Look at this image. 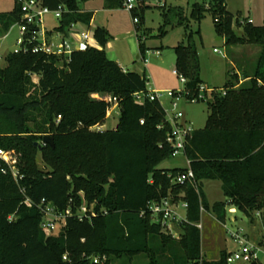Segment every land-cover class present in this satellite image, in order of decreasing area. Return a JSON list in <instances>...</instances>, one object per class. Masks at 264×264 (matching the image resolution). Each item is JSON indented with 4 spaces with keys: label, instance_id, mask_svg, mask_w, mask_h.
Returning <instances> with one entry per match:
<instances>
[{
    "label": "trees",
    "instance_id": "16d2710c",
    "mask_svg": "<svg viewBox=\"0 0 264 264\" xmlns=\"http://www.w3.org/2000/svg\"><path fill=\"white\" fill-rule=\"evenodd\" d=\"M80 1L40 0L50 9H66L54 32L65 33L76 22L89 24L92 13L80 10ZM119 5L122 0H104L106 9ZM147 6L144 2L131 12L137 24ZM204 10L212 11L215 31L226 44H253L261 50L252 72L230 69L221 91L203 100L205 126L194 130L185 148L194 179L183 183L175 179L186 169L158 168L171 157L165 142L171 127L163 107L148 98L142 104L134 101L133 94L146 89V76L107 57L104 27L93 29L99 47L74 50L68 62L41 52L6 55L0 65V149L21 177L15 180L0 168V264H109L111 256L147 254L152 255L149 264H228L226 251L216 260L201 252L196 224L202 209H209L202 182L219 180L228 204L245 214L264 200V25L240 24L223 0H212L209 9L198 5V19ZM20 17L15 2L13 10L0 13V32H8ZM240 25L242 36L233 29ZM139 49L143 55V43ZM173 49L175 70L185 76L186 96L191 97L202 85L196 46L180 43ZM92 93L119 100L114 129H90L102 126L110 110V103L93 99ZM45 135L52 136V146L43 144ZM42 199L60 211L71 208L74 216L62 219L48 234L41 227ZM166 199L187 203L185 221L175 224L180 228L177 237L155 222L148 209ZM83 203L92 204L97 215L79 220ZM226 205H211L221 222Z\"/></svg>",
    "mask_w": 264,
    "mask_h": 264
},
{
    "label": "rangeland",
    "instance_id": "374dc122",
    "mask_svg": "<svg viewBox=\"0 0 264 264\" xmlns=\"http://www.w3.org/2000/svg\"><path fill=\"white\" fill-rule=\"evenodd\" d=\"M223 1L226 9L234 17H248L252 19L254 26L264 25V0ZM211 2L212 0H149L144 12V20L137 24L133 21L131 12L124 9L122 5L114 9H106L104 0H82L78 3L80 10L91 12L93 15L90 27L87 24H77L67 32L65 38L68 41H75L76 36L82 30L91 34L96 26L104 27L108 33L107 41L103 46L107 57L130 71L150 76L153 82L151 87L163 91H180L184 88V84L174 73L176 56L173 47L180 43L193 42L198 53L202 86L211 89L210 93L220 92L228 80L227 72L230 69L252 72L261 47L253 44H226L224 37L217 39L219 35L215 31L212 11L204 10L200 19L196 15L198 5L209 9ZM14 7L15 0H0V13L9 12ZM44 22L46 28L51 30L57 25L58 20L48 14ZM162 26L165 33L161 35ZM233 29L236 35H243L241 25L234 26ZM19 37L18 24H14L6 33L0 32V38H2L1 66L5 65L6 55L18 49L17 39ZM140 43H143V55L140 53ZM58 65L61 67L62 64ZM36 79L37 77H34V80ZM170 100L166 94H163L160 99L163 108L169 112ZM179 107L194 130L205 126L208 116L205 101L190 102L183 97L180 99ZM118 118L119 115L112 109L102 128L114 129ZM38 165L40 168L44 167L39 158ZM188 167V161L183 154L169 157L158 164L159 169L166 170L187 169ZM202 189L209 204V209L204 208L205 210L200 213L201 252L205 258L216 260L220 257L221 251L230 252L238 248L239 244L227 232V230L238 229L257 248L256 262L264 264V247L259 246L264 237V200L260 205L249 210V214L239 210L230 213L228 208L231 205L228 204L221 190L219 180H204ZM217 201L227 204L225 218L222 222L216 219L211 210V205ZM180 204L181 201H178L172 208L183 216L184 211ZM166 231L163 232L167 235ZM172 231L175 237L180 235L179 226L173 225ZM151 256V254L131 258L111 256L108 261L109 264H149ZM236 264L243 263L237 262Z\"/></svg>",
    "mask_w": 264,
    "mask_h": 264
},
{
    "label": "built area",
    "instance_id": "2783aa9c",
    "mask_svg": "<svg viewBox=\"0 0 264 264\" xmlns=\"http://www.w3.org/2000/svg\"><path fill=\"white\" fill-rule=\"evenodd\" d=\"M148 1L149 0H122V7L132 12L134 10H137L139 6L142 5V3ZM15 2L19 6L21 17L20 20L16 23L19 26L20 34V37L17 39V45L19 47L14 52H41L46 55L57 56L62 62H68L70 60V55L74 50L85 49L88 46H92V37L88 31H80L78 34L80 42L74 43L72 41L66 40L65 33L54 32L53 29L48 30L46 28L44 22L45 16L50 14L59 21L62 14L66 11V9L62 5H58L55 9H50L47 6L42 5L40 0H15ZM133 21L137 23L138 17H133ZM238 21L240 24L253 23L252 19L248 17L239 18ZM77 24H80V22L72 24L68 28V31ZM1 42L2 38H0V44ZM214 50L218 51L217 49ZM174 73L179 77L180 81L185 84V76L182 74H178L175 69ZM34 77H37L35 74L32 75V78L34 82H37V79L34 80ZM152 84L153 82L151 81V77L146 75V89L134 93V101L137 104H142L144 100L148 98L151 101H158L162 106L160 99L163 94H166V96L171 99L170 112L167 109L163 108L165 112L166 121L171 127L170 131L166 135L165 142L170 148L171 157L177 156L179 154L185 155L186 145L189 139L191 138L194 129L192 128L190 123L186 121L184 113L179 107L180 99L184 97L190 102H197L199 100L203 101L206 100L207 97L210 95L211 89L205 88L204 86L200 85L196 94H193L191 97H187V91L185 90V88L180 91H163L151 87ZM103 100L110 103V110L108 114H111V110L114 109L115 113L119 115V100L115 96H112L111 94H106ZM140 122L143 123V120H141ZM161 127L162 125H158V128ZM90 129L95 131L103 130L102 126L99 125H94L90 127ZM0 168L2 172H10L15 180H19V178L21 177L19 175V170L16 165L11 162L9 155L2 149H0ZM193 179V171L188 167L185 172L178 174L175 180L177 182L183 183L185 181H190ZM171 201L172 200L166 199L162 202L151 203L148 209L153 215V220L155 222H158L160 226L163 229L168 230V232L170 230L169 233H172L174 235L172 231L173 225L185 221V215L180 216V214L172 208L175 203ZM25 204L31 206V202L28 199L25 200ZM92 206V204L88 206L86 203H83L79 208L77 218L79 220H84L86 218L90 219L96 216L97 213L92 208ZM180 206L183 211H186L187 203L185 201L181 202ZM38 208L40 209L42 214L41 227L48 234H51L55 231L58 223L62 219L74 216L73 212L71 211V208L68 207L64 211H60L56 209L50 202L45 201V199H42L40 201V203L38 204ZM228 212L235 213L232 206L228 208ZM256 214L258 215L259 213L257 212ZM196 226L200 229L201 223H197ZM227 232L233 238V240L239 244L238 248L227 252L226 261L228 264H236L237 262H241L243 264H251L257 261V248L255 247V245L248 241V239L241 233L240 230H227ZM259 246L264 247L263 245ZM63 259H67V255H64ZM104 259V256L101 258L95 257L93 261L95 263H98Z\"/></svg>",
    "mask_w": 264,
    "mask_h": 264
},
{
    "label": "crops",
    "instance_id": "0c3cea01",
    "mask_svg": "<svg viewBox=\"0 0 264 264\" xmlns=\"http://www.w3.org/2000/svg\"><path fill=\"white\" fill-rule=\"evenodd\" d=\"M82 11H84V10H82ZM92 19H93V15H92V18H91L89 24H87L88 27H90V24H91V22H92ZM57 24H58V23H57ZM80 24L86 25V24H84V23H80ZM56 26H57V25H56ZM74 27H75V26H74ZM72 28H73V27H72ZM70 30H71V29H70ZM67 32H68V30L65 32V36H66ZM91 37H92V45H94V46H96V47H99V46L97 45V43H96L94 37H93V32H91ZM219 37H221V36H219ZM217 39H219V38H217ZM220 39H223V37H221ZM76 40H77V41H76ZM76 40H75V41H72V42H74V43H79V42H80V39H79V36H78V35L76 36ZM118 64L121 66L120 63H118ZM121 67H122V66H121ZM122 68L127 69V68H125V67H122ZM127 70H128V69H127ZM239 78H240V82H242L241 77H239ZM105 96H106V94H103V93H92V94H91V97H92L93 99H96V100H103ZM106 118H107V117H106ZM232 208L234 209V211H236V208H234L233 206H232ZM184 215H185V211H184ZM200 223H201V222H200Z\"/></svg>",
    "mask_w": 264,
    "mask_h": 264
},
{
    "label": "water",
    "instance_id": "95a60500",
    "mask_svg": "<svg viewBox=\"0 0 264 264\" xmlns=\"http://www.w3.org/2000/svg\"><path fill=\"white\" fill-rule=\"evenodd\" d=\"M219 39L221 38V37H218ZM42 141H43V143H47V144H49V145H53V138H52V136L51 135H45L44 137H43V139H42ZM36 144H38L40 147H41V145L39 144V143H36ZM172 202V201H171ZM251 264H255L254 262L253 263H251Z\"/></svg>",
    "mask_w": 264,
    "mask_h": 264
}]
</instances>
